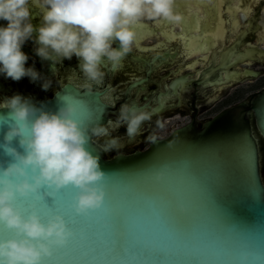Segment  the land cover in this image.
<instances>
[{"label":"water","instance_id":"water-1","mask_svg":"<svg viewBox=\"0 0 264 264\" xmlns=\"http://www.w3.org/2000/svg\"><path fill=\"white\" fill-rule=\"evenodd\" d=\"M32 2L64 41L104 47L93 64L107 73L104 61L114 71L125 57L147 66L149 78L172 65L153 75L166 85L161 103L134 102L127 116L161 113L172 99L168 88L177 95L237 84L196 104L203 123L193 117L176 128L191 118L176 110L143 124L131 143L133 121L102 133L112 109L101 95L122 114L118 92L141 76L125 69L102 93L66 83L33 105H0V264H264V148L260 161L247 119L252 112L264 138V90L249 101L264 88V65H253L263 75L252 81L244 80L259 72L237 69L264 61V0ZM93 32L100 41H73ZM246 36L256 47L244 45ZM195 70L196 78L179 75ZM167 73L179 76L168 84ZM78 78L70 71L62 82ZM155 91L150 85L134 98Z\"/></svg>","mask_w":264,"mask_h":264},{"label":"flooded vegetation","instance_id":"flooded-vegetation-1","mask_svg":"<svg viewBox=\"0 0 264 264\" xmlns=\"http://www.w3.org/2000/svg\"><path fill=\"white\" fill-rule=\"evenodd\" d=\"M154 5L156 7L158 6L157 4ZM157 8L160 9L159 7ZM258 12L259 9H256L255 12L250 16L249 21H247V25L250 22L251 17ZM55 16L64 18V16L62 15H55ZM44 18L45 17L42 8L34 4L32 0H0V105H10L17 103V104L30 106L33 105L38 99L51 98L55 94V92H57L66 83L72 84L77 89L89 88L91 89V91L97 90L102 93L104 90H107L106 86L108 84V79H110L113 73L116 71H123L122 69H125L124 71H128L126 72L127 75L132 73L141 76L138 77L137 79L135 78L131 80L130 82L127 83V85H125L123 89L119 90L118 96H120V102H119L120 106H122L123 108L125 107L126 109L125 112L122 114L116 113L113 107L101 95V100L103 99L102 102L104 103L106 102V104L109 105L112 109L106 127L108 128V131L104 129L102 133L104 132L108 133L109 131H111V129L109 128L111 125H116V124L123 125L129 123L130 121H133L131 128L127 133V139L125 142V143H131L134 140V133L139 131L143 124L151 121L152 119L164 117L166 114L173 115V113H175L176 110L186 109L189 110L191 113L190 120L187 123L180 125L176 128L182 127L190 123L193 120V117L195 118V121L200 122L199 120L196 119L197 117L196 114L198 112V108L196 107V104L202 100L214 101L219 96V93L223 91L225 88L237 84V83L234 84L232 83L227 87L218 86V87H209V88H201L195 85L193 89L192 88L190 89L189 87L182 91L178 89L176 91L177 95H172L171 90L168 88V84L174 78L178 77L179 75H186V77L196 78L197 75H195V73H198L199 70L193 71L194 75L192 73V76H188L186 71L181 72L177 76H174L172 74L168 75L169 73L168 71L167 77L169 78L166 83H168L167 88L169 90V94L172 96V99L170 103L167 104V107H162L161 113L149 117H146V114L148 113V111L146 110H144L143 112L131 113L129 116H127L128 110L131 108L134 102L137 103V106L146 104V106H149L150 108L155 107L158 104V100L161 103L160 97L161 96L162 98L165 97L164 95H161V93L164 94L166 90L165 89L166 85L163 83L161 79L155 80L153 78V75L162 67L168 68L172 65L162 66L161 68L153 72L152 76L149 78L148 77L149 75H147L146 73L148 70L147 66L143 67L141 64L130 61L128 57H125L123 58L122 65L117 69H115L114 71L110 69L111 61L110 60L104 61L106 67L109 69V72L107 73V71L101 66L93 64V60H94L93 57H95L98 54V52L103 55L105 52L104 47L97 48L95 47V45L90 47L88 46L77 47L74 45L75 43L73 44V42H70L69 40L64 41L62 39V35H60V33H58L57 30L55 29L53 30L49 28ZM258 19H259V14H258ZM241 31H245V29H241L239 32ZM95 32L91 34H87L86 36H81L80 34L79 37L73 38V41H76L81 37H85L87 39H92L98 42L100 40L95 39L93 37ZM247 36L245 38L244 45L254 46L252 45L253 43L252 40L248 39ZM110 41H111V47L107 49H111L113 47V42L111 39ZM67 44H69V46H66ZM260 49H264V48H260ZM70 52L73 54L72 57L73 65H69L65 63ZM152 55L153 53L150 52V55L148 57ZM35 56H39L40 59H38ZM167 60H171V59L166 58L161 62L154 63L153 65L161 64L162 62H166ZM255 64L264 65V61H261V59L256 57V61H251L242 66L237 67V69L239 70L248 68L259 72V75L257 77L248 78L245 79L244 81L246 80L252 81L260 78L263 75L262 71L253 68V65ZM204 66H202L201 68H203ZM70 71L76 72L79 75V78L62 82V79H64L66 77V74ZM98 72L104 74L103 75L104 78L102 80V84H103L102 86L96 83L99 81V77H100ZM85 73L88 74L86 75V77L83 76ZM140 80H146L147 83L144 82V84L142 83L133 89L127 90L130 84L134 82H139ZM150 85H154L155 87H157V91H155L151 95H142L141 102L136 101L134 97L140 95L141 92H146L147 88ZM143 87H145L146 90H143ZM220 87H222L221 91L219 90ZM263 90L264 88L259 92L253 94L249 99V101ZM50 91H52L51 95L48 96ZM152 95H153V99L151 97ZM179 95L181 97V101ZM7 98H10L11 100L7 101L6 100ZM247 119L251 123L253 135L257 140L259 153H260V161H261L263 155V148H264V138L260 135V133L258 132L255 126V120L252 112L249 113ZM172 131H170V133ZM168 135H166L165 137H167ZM96 137L94 139L95 142H96ZM153 139H159V138H153ZM152 140L150 141V143L152 142ZM125 143L122 141H118L114 143V146L122 147L123 144ZM100 146L103 148L102 145ZM135 151H141V150H135ZM123 154H131V153H123Z\"/></svg>","mask_w":264,"mask_h":264}]
</instances>
